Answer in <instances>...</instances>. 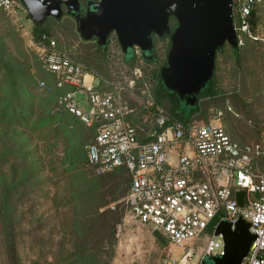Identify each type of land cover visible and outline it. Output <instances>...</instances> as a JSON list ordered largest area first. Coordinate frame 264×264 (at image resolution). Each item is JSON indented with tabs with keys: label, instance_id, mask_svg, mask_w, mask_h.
<instances>
[{
	"label": "rangeland",
	"instance_id": "obj_1",
	"mask_svg": "<svg viewBox=\"0 0 264 264\" xmlns=\"http://www.w3.org/2000/svg\"><path fill=\"white\" fill-rule=\"evenodd\" d=\"M256 9L258 36L247 38L239 56L229 43L224 45L216 59L214 81L217 92H200L198 109H190L192 121L197 123L210 120L218 109H223V124L232 138L242 145L257 142L264 145V0ZM34 25L24 12L14 15L0 8V95L7 98L13 93L11 81L15 78L21 82L17 92L23 93L27 109L34 111L29 127L17 126L12 130H17L11 138L13 141L10 139L14 147L7 154L15 157V171L12 160L4 162L6 156L1 159L0 204L6 185L14 181L16 188L11 201L18 211L12 215L11 228L10 221L6 222L3 214L0 216V264H29L41 252L44 254L40 263L53 264L55 254L63 253L60 242L64 235L67 237L65 247H70L67 242L69 228L64 227L70 225L73 217L89 210L88 203L96 206L102 202H107L103 207L119 205L115 214L119 217L117 242L111 264H161L168 255V248L159 240L153 227L142 223L131 212L126 201L130 186L127 170L96 171L88 161L86 149L94 137L95 127L74 115L65 113L63 116L55 98L39 85V79L53 83L54 76L39 61L32 37ZM46 27L72 58L95 73L96 81L103 85L123 86L122 99L135 109L133 120L140 137L144 135L153 122L154 93L171 41L158 40L157 60L142 56L127 59L115 34L107 50H103L95 41L83 40L75 22L68 17L61 20L51 17ZM25 90L29 92L25 94ZM78 97L83 106L90 107L83 93H78ZM41 103L46 105L41 106ZM159 104L170 111V100L165 99ZM14 107L18 108L17 105ZM39 114L51 116L42 128L37 125ZM44 129L48 130L46 134ZM22 142L26 145L20 148L18 145ZM2 149L0 144V151ZM24 151L31 153L23 157ZM254 167L264 171V152L255 158ZM25 168L30 174L27 179L23 175ZM84 190L87 195L78 194ZM72 193L76 196L71 197ZM8 236L14 238V243L10 244ZM205 239L206 235L196 244L197 251H201ZM174 251L178 255L181 249L175 246ZM197 258L195 256L190 264H196ZM205 263L209 264L211 260L207 257Z\"/></svg>",
	"mask_w": 264,
	"mask_h": 264
},
{
	"label": "built area",
	"instance_id": "obj_2",
	"mask_svg": "<svg viewBox=\"0 0 264 264\" xmlns=\"http://www.w3.org/2000/svg\"><path fill=\"white\" fill-rule=\"evenodd\" d=\"M263 0H233V15L239 47L257 37L251 16ZM0 8L19 15L20 0H0ZM39 61L52 73L54 82L39 79L47 91L63 89L59 107L94 125V137L87 143L89 162L103 173L124 166L130 174L126 201L142 223L160 230L179 249L161 264H203L207 254L224 252L217 222L240 217L250 221L255 233L248 255L241 264H264V171L254 167L264 152L261 142L240 144L222 122L223 109L210 120H177L167 124L169 111L158 106L151 137L141 140L131 119L133 107L122 99L123 86L103 85L83 63L75 60L54 37L35 39ZM140 55V46L135 45ZM83 93L90 107L81 104ZM245 189L244 204L236 195ZM206 235L201 251L196 244Z\"/></svg>",
	"mask_w": 264,
	"mask_h": 264
},
{
	"label": "water",
	"instance_id": "obj_3",
	"mask_svg": "<svg viewBox=\"0 0 264 264\" xmlns=\"http://www.w3.org/2000/svg\"><path fill=\"white\" fill-rule=\"evenodd\" d=\"M29 17L43 22L50 15L61 17L65 11L78 20L85 38L97 36L106 44L115 32L127 55L135 45L143 55L153 53L155 33L170 35L166 63L160 74L163 85L175 92L189 112L196 107L199 93L212 81L218 51L226 43L239 47L233 15V0H22ZM85 8L86 14L81 10ZM172 19L176 20L173 26ZM128 57V56H127ZM245 189H238L239 203L244 204ZM225 245L220 254H207L209 264H241L248 255L255 233L244 217L234 223L220 219L215 227Z\"/></svg>",
	"mask_w": 264,
	"mask_h": 264
},
{
	"label": "trees",
	"instance_id": "obj_4",
	"mask_svg": "<svg viewBox=\"0 0 264 264\" xmlns=\"http://www.w3.org/2000/svg\"><path fill=\"white\" fill-rule=\"evenodd\" d=\"M251 22H252L253 29L255 30V25H257L258 23L256 8L254 9L252 13ZM33 34H34L35 39H42L44 34L50 36V33L46 26H38V25H34ZM240 48L241 47H238L237 49L233 48L235 55L237 56L240 55ZM11 84L14 87L13 93H11L7 98H4L0 95V144L3 147L2 151H0V165L2 162L1 161L2 156H6L4 162H8L9 160H12L11 166H12V169H14L15 171L16 169L15 157L7 154L9 153L8 151L14 147L11 145L12 143L10 139L15 137L17 130H14V132L12 130L15 129L17 126H22V128L29 127L30 116L31 117L34 116V111H30L29 109H27L28 107H26L27 103L23 97V93L17 92L18 86L21 84V82L13 78L11 81ZM22 88L25 89V87H22ZM164 90H165V87L163 83L160 81L154 93L156 103L152 105V108H153L152 109V112H153L152 121L153 122H152V125L146 129L145 134L140 137L141 140H147L151 137L150 131L154 127V124H155V119L157 116V109H158V106L160 105L159 103H164L165 99H168L171 101V107L169 111V118H168L167 124L173 123L174 121H177V120H182V121L192 120L191 118L192 111H189V112L186 111L184 109V106L180 104L178 99L171 97L170 93H167ZM62 91L63 89L59 87H55L51 91H47V92H49L51 94V98L54 97L56 102L58 103L57 99H58L59 94ZM28 92L27 90H25V94ZM216 92L217 90L215 88V81L213 77L212 81L209 83V85L203 91V93L213 94ZM15 105H17L18 108L21 106L20 109L14 107ZM42 105L44 106L46 104L41 103V106ZM195 109H198V107H196ZM62 110H63L62 112L63 116L65 113L74 115L63 108ZM134 115H135V109L131 113V119L133 122H134L133 120ZM38 117L40 121L39 123H37V125L41 128L44 127L48 121L51 120V116L49 114H45V115L39 114ZM61 122L62 120L59 119V123ZM135 125L137 126L136 123ZM92 126L94 127V125ZM55 128H57V126H55ZM44 130L45 131L43 132L46 134L48 130L47 129H44ZM22 131L20 130V132ZM24 145H26V142H22L18 146L22 148V146ZM28 153L30 154L31 152L24 151L23 157H26ZM93 168L95 169L94 166ZM117 168H124L128 172V169L124 166L117 167ZM23 175L25 179H27L30 176L29 171H27V168L24 169ZM129 177H130V174H129ZM130 182H131V179H130ZM15 188H16V184L14 181H12L11 184L9 183L6 185L5 195H4L3 201L0 204V216L1 214H3L6 218V222L10 221L9 223L10 228L11 226H13L12 221L14 220L12 218V215L14 212L18 211L17 206L13 205L11 201ZM86 192L87 191L84 190V191L78 192V194L87 195ZM74 196H76V194L72 193L71 197H74ZM105 204H107V202L98 203L96 206L95 204L93 205V203H88L89 210L84 212L82 215H76V217H73L70 225L68 227L67 226L64 227V229L69 228V231H68L69 237L67 239V242L69 243L70 247L69 248L65 247L66 245L64 244V239H66L67 237L64 235V237L62 238L63 240L60 242L62 243V247L64 248V250H62L63 253L55 254V259L53 261V264H55L56 262H65L64 264H111L112 258L115 253V245L117 242V237H116L117 220H119V217H117L115 214L118 212L119 205L118 206L115 205L116 206L115 208L103 207L105 206ZM7 226H8V223H7ZM155 234L157 235L159 240H161L164 243L166 248H168V252H167L168 255L171 254L174 251V247H175L174 244L160 230L155 229ZM8 241H11L10 244H12L14 243L12 242L14 241V238H12L11 236L10 237L8 236ZM43 254L44 252L39 253L37 257L31 259L29 264H41L40 258L43 256Z\"/></svg>",
	"mask_w": 264,
	"mask_h": 264
},
{
	"label": "flooded vegetation",
	"instance_id": "obj_5",
	"mask_svg": "<svg viewBox=\"0 0 264 264\" xmlns=\"http://www.w3.org/2000/svg\"><path fill=\"white\" fill-rule=\"evenodd\" d=\"M82 1L85 3V0H82ZM20 2H21V6H22V10H23V12L25 13L26 16H27V14H28V16H29V10H28L27 6L23 3L22 0H20ZM64 7H65V11H64V13L62 14L61 17H56V16H53V15H50V16H49L45 21H43V22L34 21L32 18H31V19L34 21V24H35V25H38V26H46L48 19L51 18V17H53V18H55V19H58V20H61V19H63L64 17H68V18H70L71 20H73V21L75 22L77 32H78L79 35L83 38V40H86V41H95L96 46L102 48L103 50H107V48H108V46H109V43H110V41H111V38H112V36L115 34V32H112V33H111V35L109 36L108 42H107L106 44H100V43L98 42V38H97V36H93V37H90V38H85L84 35L82 34L81 30L78 29V20H77V18H76L75 16H73V15L67 13V12H66V6H64ZM81 13H82L83 15L86 14L85 8H83V9L81 10ZM174 21H175V23H174ZM172 23H173V26H175V25H176V20H175V19H172ZM115 36H116V34H115ZM116 38H117V36H116ZM165 39H169V40L171 41V39H170V35L166 33L164 36H160V35H158L157 33H155V47H154V51H153V53L148 54V55H151V56H149V58H147V59H153V60H157V59H158V57H159V52H158V50H157V42H158V40H165ZM117 40H118V38H117ZM118 42H119V40H118ZM119 43H120V42H119ZM122 49H123V48H122ZM123 51H124V50H123ZM124 55H125V57H126L127 59H130V58H133V57H137V56L145 57V56L143 55V50H142L141 47H140V55L137 54V52H136V47H135V46H134V48H133V54H132V55H131V54L127 55L125 51H124ZM127 56H128V57H127ZM145 58H146V57H145ZM163 65H164V64H162V66H163ZM162 66H161V67H162ZM161 67H160V70H161ZM160 76H161V74H160ZM160 81L162 82V78H160ZM162 83H163V82H162ZM164 87H165V86H164ZM164 91H166L167 93H170L171 97H174V98L178 99L179 102H180L179 96H178L175 92H172V91L168 90L166 87H165V90H164ZM180 104H181V103H180Z\"/></svg>",
	"mask_w": 264,
	"mask_h": 264
},
{
	"label": "crops",
	"instance_id": "obj_6",
	"mask_svg": "<svg viewBox=\"0 0 264 264\" xmlns=\"http://www.w3.org/2000/svg\"><path fill=\"white\" fill-rule=\"evenodd\" d=\"M187 111V110H186Z\"/></svg>",
	"mask_w": 264,
	"mask_h": 264
}]
</instances>
